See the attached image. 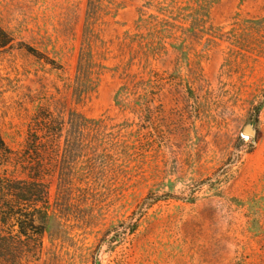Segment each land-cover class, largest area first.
Segmentation results:
<instances>
[{
  "label": "rangeland",
  "instance_id": "374dc122",
  "mask_svg": "<svg viewBox=\"0 0 264 264\" xmlns=\"http://www.w3.org/2000/svg\"><path fill=\"white\" fill-rule=\"evenodd\" d=\"M0 28V175L53 214L0 215V264H264V0H0Z\"/></svg>",
  "mask_w": 264,
  "mask_h": 264
},
{
  "label": "trees",
  "instance_id": "16d2710c",
  "mask_svg": "<svg viewBox=\"0 0 264 264\" xmlns=\"http://www.w3.org/2000/svg\"><path fill=\"white\" fill-rule=\"evenodd\" d=\"M8 35L0 28V44L5 45ZM0 45V46H2ZM13 151L6 145L0 136V165L7 163L11 158ZM27 156V161L22 167L30 168L32 165ZM48 186L39 178L13 179L4 173L0 175V215L2 221L13 218V225L17 226L20 234L27 235L29 229L30 235L40 234L35 228L43 227L49 223L53 214L49 211L48 205ZM39 220L42 223L37 224ZM27 224V225H26Z\"/></svg>",
  "mask_w": 264,
  "mask_h": 264
},
{
  "label": "water",
  "instance_id": "95a60500",
  "mask_svg": "<svg viewBox=\"0 0 264 264\" xmlns=\"http://www.w3.org/2000/svg\"><path fill=\"white\" fill-rule=\"evenodd\" d=\"M244 135L254 136L255 130L251 124H246L242 130Z\"/></svg>",
  "mask_w": 264,
  "mask_h": 264
}]
</instances>
